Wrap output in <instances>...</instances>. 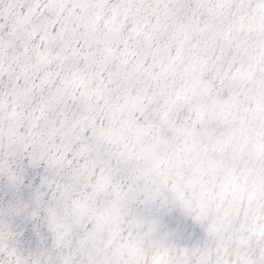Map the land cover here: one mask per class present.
<instances>
[{"label": "snow or ice", "instance_id": "snow-or-ice-1", "mask_svg": "<svg viewBox=\"0 0 264 264\" xmlns=\"http://www.w3.org/2000/svg\"><path fill=\"white\" fill-rule=\"evenodd\" d=\"M0 264H264V0H0Z\"/></svg>", "mask_w": 264, "mask_h": 264}]
</instances>
